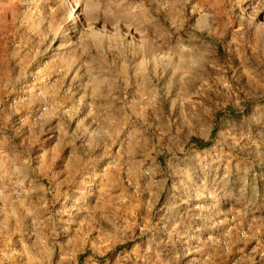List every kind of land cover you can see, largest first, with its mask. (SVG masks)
<instances>
[{"label":"rangeland","instance_id":"1","mask_svg":"<svg viewBox=\"0 0 264 264\" xmlns=\"http://www.w3.org/2000/svg\"><path fill=\"white\" fill-rule=\"evenodd\" d=\"M0 264H264V0H0Z\"/></svg>","mask_w":264,"mask_h":264},{"label":"trees","instance_id":"2","mask_svg":"<svg viewBox=\"0 0 264 264\" xmlns=\"http://www.w3.org/2000/svg\"><path fill=\"white\" fill-rule=\"evenodd\" d=\"M192 140L199 148H203L208 144V142L203 141L201 138H193Z\"/></svg>","mask_w":264,"mask_h":264}]
</instances>
